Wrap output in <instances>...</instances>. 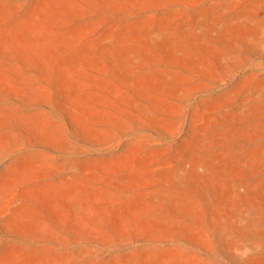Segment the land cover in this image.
I'll use <instances>...</instances> for the list:
<instances>
[{
  "label": "rangeland",
  "instance_id": "374dc122",
  "mask_svg": "<svg viewBox=\"0 0 264 264\" xmlns=\"http://www.w3.org/2000/svg\"><path fill=\"white\" fill-rule=\"evenodd\" d=\"M0 264H264V0H0Z\"/></svg>",
  "mask_w": 264,
  "mask_h": 264
}]
</instances>
